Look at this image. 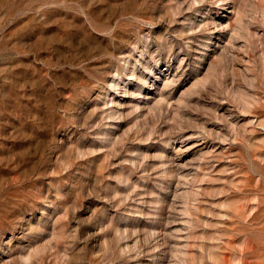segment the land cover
<instances>
[{"label": "rangeland", "instance_id": "374dc122", "mask_svg": "<svg viewBox=\"0 0 264 264\" xmlns=\"http://www.w3.org/2000/svg\"><path fill=\"white\" fill-rule=\"evenodd\" d=\"M0 264H264V0H0Z\"/></svg>", "mask_w": 264, "mask_h": 264}]
</instances>
